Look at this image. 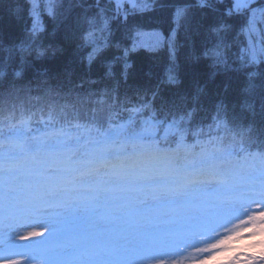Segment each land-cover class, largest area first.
<instances>
[{
    "label": "snow or ice",
    "instance_id": "6c2138e0",
    "mask_svg": "<svg viewBox=\"0 0 264 264\" xmlns=\"http://www.w3.org/2000/svg\"><path fill=\"white\" fill-rule=\"evenodd\" d=\"M158 9L169 10L184 28L192 49L187 64L211 60L209 81L229 71L247 77L240 102L231 109L216 103L207 132L203 127L193 131L206 84L196 81L191 94H165L164 85L182 83L176 46L170 44L165 66L143 71L146 83L136 89L135 102H122L117 95L83 112L76 104L50 106L46 119L41 117L42 128L32 130L25 120L23 128L0 130L3 264H20L16 256H23L24 264H208L228 251V241L239 238L238 227L229 225L241 216L247 219H240L239 227L250 226L249 237H264V210L247 212L250 204L264 209V71L258 67L264 65V27H257L264 24V0H115L114 14L111 0L107 5L101 0H13L0 20L22 21L24 36L6 41L0 35V103L30 91L33 83L49 94L57 91L48 83L51 59L70 60L57 76L70 75L85 52L92 65L102 49L112 47L116 52L107 61L106 75L115 76L119 64V75L127 81L133 71L130 51L154 46L145 45L143 25L130 26L129 17ZM45 13L55 23L53 36L62 32L59 44L46 42ZM121 15L127 40L112 36L110 21L120 23ZM237 29L248 41L233 58L226 52L227 35ZM202 30L218 39L198 51L195 38ZM121 109L127 118L118 115ZM237 120L247 133L239 141L227 136ZM257 143L260 151H251ZM225 162L231 165L227 169ZM38 227L48 235H19L21 228ZM219 229L225 230L222 237L211 235ZM15 236L43 239L21 245ZM257 246L258 255L236 251L226 264H264V239L247 247Z\"/></svg>",
    "mask_w": 264,
    "mask_h": 264
},
{
    "label": "trees",
    "instance_id": "16d2710c",
    "mask_svg": "<svg viewBox=\"0 0 264 264\" xmlns=\"http://www.w3.org/2000/svg\"><path fill=\"white\" fill-rule=\"evenodd\" d=\"M13 3V0H4V3L0 5V16L4 15V9H7L9 4ZM88 4H95L96 0H87ZM102 5H107L109 0H101ZM111 7L115 10V4L111 0ZM77 11H81L77 9ZM93 11H99L98 9H93ZM30 25L31 21L27 17ZM47 26V37L46 42L51 41L54 44H59L63 37L62 32H56V26L51 17L47 13L43 17ZM120 23L116 20H111L110 24L112 26V36L116 40L125 39V30L122 27L124 21L123 15L119 17ZM208 22H211V17L208 18ZM83 28L87 30L89 25L87 22H83ZM130 26L136 24L143 25L141 28L142 32L159 30L164 36V43L158 47L146 48L137 47L135 50L129 53V62L133 65V71L128 77L127 81L119 75L120 65H114L116 75L108 76L106 75L107 61L116 52L115 47L102 49L101 54L96 58L92 65L87 62V54H84V60L81 62L79 59L76 60L75 64L72 66V71L70 75L57 76L58 72L63 71L64 63H71L70 60L51 59L46 62L47 66L51 69L49 88H55L57 91L49 94L48 89H40L37 84L33 83L31 85V90L27 88L19 93L18 98H11L3 103H0V130H7L11 126L17 128L24 127V121L28 120V124L32 130L35 128L43 127L41 123V117L45 119L47 117V111L50 106H56L57 110L60 106L66 104H76L78 108L83 112L84 110L95 107L96 101H103L107 96H112L115 98L119 95L122 102H135L137 100L136 89L146 83L143 77V71L149 67L159 70L165 66L171 57L170 44H175L176 53V63L180 66V79L182 83L180 85H164V91L166 95H171L172 92L179 91L181 93L191 94L195 90L196 81H199L201 85L206 84V89L204 94L201 95L198 110L193 114V119L191 121V128L193 131L197 127H203L204 131L207 132V124L211 122L210 117L213 115L214 105L220 101H223L229 106V109L234 107L240 102L241 99V89L244 87L247 77L240 72L229 71L227 73H218L215 80L209 81L208 74L213 71L211 67L210 59H201L198 64L189 65L185 62L186 55L192 50L191 43L187 42L185 39V30L183 27L178 25V23L173 19L170 11L167 9H158L154 12L137 15L135 19L129 17ZM24 23L22 21H12L7 22L6 18L0 20V35L6 41H14L24 36ZM173 31V37L169 40L166 37H170ZM238 33L236 31L230 32L227 35V40L229 42V48L226 49L227 53L232 54L235 57L237 50L246 45L247 39L246 34ZM217 35L215 32L211 31H201V34L196 36V49L202 51V49L207 46L211 47L215 42H217ZM127 46L131 48V40H128ZM124 45H121V49ZM260 71H264V65L258 66ZM256 79L259 83L258 77ZM27 84V81H25ZM225 84L228 85L227 91H225ZM127 98V100H126ZM131 104H129V107ZM41 109L44 111L41 112ZM106 115V114H105ZM120 117L127 118L129 113L121 109L118 113ZM114 118L117 114L113 113ZM31 117L29 120L28 118ZM230 131L227 133L229 138L235 137L239 141L242 137L247 136L244 126L241 121L237 120L229 125ZM188 142L194 143L195 138L189 135ZM253 152L260 151V145L257 143L254 147L250 149ZM231 165L227 162L222 164V167L227 169ZM261 209L258 204H250L247 206V212L249 215ZM243 211V210H242ZM240 219H247V216H241ZM240 219L233 220L229 228L238 227V239L234 238L231 240L235 243V251L241 252H251L259 254L260 248L247 247L249 244L255 243L264 239L259 235L255 237H249L247 235L248 231L251 230L250 226L248 228L239 227ZM225 234L224 229H219L215 236H222ZM234 255V254H232Z\"/></svg>",
    "mask_w": 264,
    "mask_h": 264
},
{
    "label": "rangeland",
    "instance_id": "374dc122",
    "mask_svg": "<svg viewBox=\"0 0 264 264\" xmlns=\"http://www.w3.org/2000/svg\"><path fill=\"white\" fill-rule=\"evenodd\" d=\"M112 1L115 4V0H112ZM257 27L258 28L264 27V24H258ZM143 33H144L145 45H154L151 48L158 47V46H160V45H162L164 43V36L159 30L145 31ZM172 37H173V31H172V33L170 35V38H172ZM246 39L248 41V36L247 35H246ZM257 39H259V37H257ZM157 40L159 41L158 44H156ZM145 47L146 48H150V47H147V46H145ZM30 231H37V232L43 233L44 237H46L48 235V230L46 228H42V227H38V228H21L19 230V235L26 236L27 233L30 232ZM211 235H214V234H211ZM222 236H220V237H222ZM14 239L16 240L17 244L24 245V244H28L29 240L30 241H40V240L43 239V237L35 236V237H30L29 240H20L19 236H15ZM198 239H200V238H198ZM210 242H215V241L212 240ZM227 244H228V251L226 253H224V254H215V259H216L215 263H213V262L210 263L211 260H212L211 259V260L208 261L209 264H226V262L231 258L232 254H235V252H236L235 251V243H233L232 241H228ZM199 246L205 247L206 244H200ZM189 251H191V250H189ZM13 258L19 260L20 264H24V257L23 256H16V257H13ZM0 264H3V261H0ZM30 264H36V262L32 261V262H30Z\"/></svg>",
    "mask_w": 264,
    "mask_h": 264
}]
</instances>
